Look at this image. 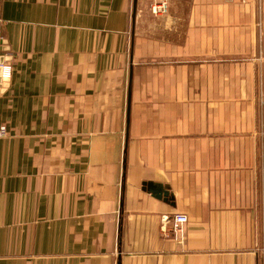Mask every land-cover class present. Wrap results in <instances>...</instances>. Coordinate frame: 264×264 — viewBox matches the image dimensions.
I'll use <instances>...</instances> for the list:
<instances>
[{
  "label": "crops",
  "instance_id": "obj_1",
  "mask_svg": "<svg viewBox=\"0 0 264 264\" xmlns=\"http://www.w3.org/2000/svg\"><path fill=\"white\" fill-rule=\"evenodd\" d=\"M2 60L0 264H264V0H0Z\"/></svg>",
  "mask_w": 264,
  "mask_h": 264
},
{
  "label": "built area",
  "instance_id": "obj_2",
  "mask_svg": "<svg viewBox=\"0 0 264 264\" xmlns=\"http://www.w3.org/2000/svg\"><path fill=\"white\" fill-rule=\"evenodd\" d=\"M154 12H157V9H154ZM12 73V65L5 60H2L0 62V79L1 81H6L10 78ZM4 133V128L0 129V135ZM171 222L170 229L180 236V238H183V230L184 225L187 222V216L182 213H175L172 215V217L167 218V221Z\"/></svg>",
  "mask_w": 264,
  "mask_h": 264
},
{
  "label": "water",
  "instance_id": "obj_3",
  "mask_svg": "<svg viewBox=\"0 0 264 264\" xmlns=\"http://www.w3.org/2000/svg\"><path fill=\"white\" fill-rule=\"evenodd\" d=\"M147 189L149 192L152 193L153 196L157 198H164V199H169L171 200L172 197L169 194V191L166 187L160 185V184H154V183H147Z\"/></svg>",
  "mask_w": 264,
  "mask_h": 264
}]
</instances>
